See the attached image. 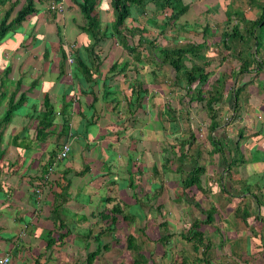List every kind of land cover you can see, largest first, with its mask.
Listing matches in <instances>:
<instances>
[{
  "label": "crops",
  "instance_id": "crops-1",
  "mask_svg": "<svg viewBox=\"0 0 264 264\" xmlns=\"http://www.w3.org/2000/svg\"><path fill=\"white\" fill-rule=\"evenodd\" d=\"M182 1L188 7L186 14L191 11L201 13L202 9H210V5L205 6L202 0ZM213 1L215 2L211 6H214V15H218V11H221L229 3V0L226 3L224 0ZM36 2L35 12L29 14L18 26L7 31L0 38V118L10 98L13 103L20 101L17 102V107L13 110L9 120L5 124L0 123V256L8 253L10 258L8 264H71L70 259L75 257L77 252L94 249V241L86 242L84 235L96 233L94 228L96 218L101 217L99 212L103 208L106 209L107 202L114 200L129 203L146 202L148 208L150 203L155 202V197L159 193L157 187L160 179L156 171L159 169L160 159L157 147L161 136V111L157 96L153 99L155 104L152 103V100H148V97L152 99L154 95H150L149 86H146L148 89L146 91V87L138 79L137 69L139 67L136 66H140L142 69L144 55L150 58L151 63L155 60V64L160 65L156 56L157 47L160 46L158 38L167 36L166 40H171L175 29L172 24L168 23L165 25L168 29L166 32L164 30L158 32L157 37H155L156 35L145 36L142 25L148 24L147 28L156 27L157 30H161L164 27L163 20H154V23L150 21L156 12L155 7L145 10L143 16L142 13L136 12L134 6L133 10L136 14L125 20V25L131 26L136 31V33L127 35V38H132L135 41H133V45L130 43L134 50L128 52L119 41L112 45L111 38L101 41L94 47V52L98 55L105 51L106 56L99 62L97 69L91 72L93 82H87L79 69L75 70L72 63H68V65L65 59L60 58L62 51L66 56V46L69 44H72L73 50H75V48L85 47L93 42V35L79 29V26L83 25V19L75 0L56 1L62 4V11L55 13L46 9L47 1L38 0ZM256 2L259 3L261 0ZM22 3L23 0H10L1 3L0 19L10 10L7 15V21H9ZM251 6L255 7L252 2ZM92 14L97 21V29L100 33L103 29H100L98 25L104 28L106 23L113 20L108 0H103V4H98ZM255 17L241 18L243 19L241 22ZM194 20L186 19L185 24H192ZM202 25L205 26L204 22ZM137 31L140 33L138 34ZM221 32H218L217 35L219 41ZM200 34L203 36L209 33L208 30L203 32L201 29ZM213 37L216 38L215 35ZM150 40L152 43L147 44ZM203 41L204 44L198 50L199 53L190 55L189 58L194 55L201 56L204 61L198 66H203L206 70L205 68L211 64V59H205L209 56L205 55L204 51L209 47L207 41L202 38L201 42ZM219 41L217 39L214 42ZM233 41L236 42L238 39ZM195 43H199V41H195ZM219 46H224V49L228 48V45L227 47L223 44ZM124 54L131 57V61L126 62L127 58ZM81 55L84 56L85 53L82 51ZM109 56L111 61L107 63L105 60ZM186 56L188 57V55ZM221 56L226 55L223 53ZM133 57L136 58L135 61ZM114 62L116 67L112 70L109 69V66ZM121 67L123 68L121 69ZM238 67L239 62L229 70L231 74L235 69L238 70ZM147 70L152 75L155 72L153 66ZM127 72H134V77H131V80H126ZM246 72H251L253 77L255 75L260 77L261 74H264V65L259 71H256L255 64H250L242 74ZM171 77L174 81V70ZM134 83H137V88L139 87L140 91H137V88L133 86ZM147 83L151 84V81L147 80ZM173 83L178 86L175 81ZM218 83L220 82L218 81ZM246 83L241 82L237 86L233 83L231 86L233 89L238 88V92H241ZM212 84H210L209 90L203 94L211 97L217 91L216 93L221 95V100L227 101L230 89H227L224 84L211 87ZM254 84L252 82L248 84L250 90L245 89L238 99H234L231 90L233 115L229 116L228 121L223 120L222 118L227 112L222 106V110H219L215 116L213 130L209 129L211 122L209 113L200 114L201 121L205 120V114L208 118L205 125L210 131V135L207 133V138H215L217 144L215 146L209 142L210 149L205 150L210 156L206 160L208 164L198 163L195 158L190 157L189 161H185L183 168L184 171H189L197 166L203 167L204 171L200 177L201 184L205 183L207 177L210 178L209 176H212L211 179H214L217 188V179L224 178L228 183L230 181L227 180H231V189H226L222 183L219 187L233 197L245 198L244 203H249V206H243L241 212L251 211L254 216L256 207V212L258 211L261 216L256 214L262 217L264 214L261 205L264 201V89ZM125 88L130 89V95ZM210 88L214 92H209ZM184 96L188 97L185 94ZM144 97L147 100H142ZM189 97L188 100L191 102V95ZM45 98H48V102L52 105L53 115L51 114V118L53 122L51 127H46L41 132L47 134L45 138L37 139L36 121L40 115L38 116L34 111L40 113ZM122 99L127 109L126 114L118 108L122 104ZM184 106V109L187 110L186 103ZM62 111H66L65 115L61 114ZM71 112L72 114H70ZM64 117H68V122H73L72 128L70 127V135L73 138H67V129L65 130L62 123ZM244 121L246 122L243 123ZM255 125L258 128H255ZM241 127L251 131L244 130L242 134ZM172 128L173 130H170L172 135H180V131L175 128V125ZM235 134L238 140H234ZM190 135H188V139L192 136ZM254 136L257 137L255 141H253ZM67 139L71 141L68 152L63 159L56 160L54 166V177H58L59 183L54 187V190L56 193L62 190L63 197L56 198L59 206L55 207L56 215L53 220L51 211L56 205L54 196L47 194L45 198L44 189L46 186L44 184H40L42 200L37 201L33 191L44 166L50 162L49 155L56 153L59 145ZM236 143L238 146L235 145ZM119 145H123L135 154L138 150V155L141 157L145 151L150 150L151 152L150 162L142 160L139 164L138 159L135 160V177L142 178L147 174L148 181L146 183L148 186L141 187L143 183H140L139 179H137L138 182L136 181L137 184H134L133 174L130 170L124 179L125 188L138 187L137 191L140 195L132 193L136 199L131 198L132 194H127L130 200L133 199L132 201L127 200L126 195L121 197L118 195L119 188L117 180L114 179L115 172L108 170L110 166L116 169L120 165L128 166L131 162L130 156H126L125 161H121L119 153L114 160L112 159V153L118 152L115 148ZM190 146L191 149L194 148V145L187 146L184 143V149H189ZM211 147L217 149L214 151ZM230 159L233 160V164L227 167ZM215 167L216 170L213 169ZM111 176L112 179H109ZM244 185L248 186V191L243 190ZM253 194L261 200L259 204H256L254 198L251 200L250 196L252 197ZM105 197H109L110 201L104 200ZM89 219L92 220L91 229ZM259 230L262 231V234L255 241L251 240L255 246H257V242H261L260 239L264 240V228ZM65 232V236L59 241V235ZM247 232L249 233L248 229L241 230L239 234L235 233L228 240L234 243H241L242 240L246 251L251 243ZM80 235L83 236L82 239L79 238ZM49 236L52 237L53 242L47 245L46 240L49 239Z\"/></svg>",
  "mask_w": 264,
  "mask_h": 264
},
{
  "label": "rangeland",
  "instance_id": "rangeland-1",
  "mask_svg": "<svg viewBox=\"0 0 264 264\" xmlns=\"http://www.w3.org/2000/svg\"><path fill=\"white\" fill-rule=\"evenodd\" d=\"M249 1L229 0V3L225 5L223 9H221V11H218V15H214L213 14L214 10L212 9L214 8V6L211 5L215 1L205 0L204 3V0H202L205 6L210 5V9L207 10L202 9L201 13L199 11L188 12L184 16V18L188 20L195 19L188 28H176L173 31L174 34L171 40H166L167 36L163 38L162 36H160L159 37L160 40L158 38L159 41L158 44L160 46H169V47L174 45H183L189 42L195 43V41L201 42L202 38L205 39V41H207L209 48L206 51H204V54L211 57V58L209 57L205 58L206 60L211 59V64L205 69L206 71H211V73L208 76L209 84H206L204 86L205 88L202 91V93L203 92L205 93L207 90H209V86L212 83L213 84L211 85V87L213 85L215 86V85L224 84L227 89H230V91L228 92L229 98L228 97L226 98L228 99L227 101L223 102V100L220 99L217 101V103L214 104L211 103V106H213L216 112L222 110V106H224V109L226 110L227 113L224 117L226 119L224 118L222 119L225 121H228L229 116L233 115V111L231 110L232 109L231 90L233 89V86H231V84L233 85L234 83L235 86H237L241 84V82H247L244 85V89L241 92L237 91L238 92L237 99L242 96V93L244 92L245 89L248 91L250 90L249 88L250 86H248V84H251V82L253 84L254 83L262 84L260 86L256 84L254 85L260 87L261 89H264L263 87L264 74H261L260 77L257 75L253 77L251 72H246L242 74V73H238V70L235 69L234 71L235 74L234 73L231 74V72L229 71L231 68H234L235 65L238 64V61H235L234 57H232L230 54L233 52V46L235 47L234 50L239 48L242 49L243 51L242 55H246L248 59H250V63L256 64V67L260 60H264V26L256 27V29L253 31V35L256 36L259 46V48H257V53L255 55L252 52L254 39L251 37H245L244 40L240 42L238 41L234 42L233 40L231 41L228 40L226 42L229 48L228 53L226 52V49H224V46H222L221 42L219 41V38H217L218 32H221L224 29L229 30V28L234 24L235 21L236 23H239V31H242L244 25L243 22H241L243 20L241 18H247V17L252 18L259 13V5L261 2L257 4L256 1L258 0H252L251 2L255 5V7H252ZM226 2L228 1L224 0V3ZM151 4L152 2L144 3L145 5L144 9L150 10L152 7H155V5H151ZM45 5L46 7L47 5L49 7V1H47ZM46 9L48 10V8ZM61 11H62V4L60 10L56 12H61ZM222 12L228 14V17L225 14H222ZM142 15L144 16V14ZM163 17L164 14L162 10L156 11L153 15V18L150 21L152 23H154V20L162 21ZM143 18L145 19V17ZM220 20L221 22L219 23ZM202 21L204 22V25L206 27L205 31L208 30L209 33L203 36L200 34L203 26ZM226 21L227 23L224 25ZM147 26L148 24L142 25V28H144L143 34L148 37H151L152 35H156L155 37H157L158 36L157 34H159L160 31L164 30L166 32L168 30L167 26H164L161 30L160 29L157 30L156 27L147 28ZM98 27L100 29H103V26L98 25ZM131 28H132L131 26H126V28H122V29H124V31L129 29L132 30L131 34H133V32L136 33V31L133 30V28L132 29ZM127 32L128 31H126L125 33L127 34ZM137 33L139 34L140 32L137 31ZM214 35L216 36V38L213 37ZM217 39L219 42L217 43L214 42ZM133 41L134 40L132 38H127V43L129 45L130 43L133 45V43L135 42ZM151 43L152 40L147 42V44H151ZM219 45H221L223 48L220 47ZM249 46H250V52L247 51V47L249 48ZM123 52L125 51L123 50ZM223 53H225L226 56H221ZM124 56L125 58H127L126 62L131 61V57H129L127 54H124ZM189 56H190L189 54L188 57L185 56V60L183 62L186 67L192 64L198 66L201 65L204 61V59L199 55H194V57L192 58H189ZM64 59L65 62L68 64L66 57ZM105 61L107 63H110L111 57L110 56L106 57ZM155 63L156 61H153L151 63L150 58L144 55V63L142 69L140 68V66H136V67H139L137 69L138 71L137 76H139L138 79L143 83L145 87L149 86L150 90H148L146 87L145 88L146 91L148 90V92H150V95H154L152 99L148 97V100L149 99L152 100V103L154 104L155 102H153V99L155 96H157L159 100V107L161 111V118H160L161 136H160L159 145L157 147L159 150L158 154L160 158L158 163L159 169L156 171L160 179L159 186L157 187L159 193L155 197L156 198L155 202L150 203L148 208L146 202L145 203L134 202L128 205L127 210H129L130 213L132 212V214L135 215L134 222L129 224L123 220L118 219L114 230L112 231L105 230V232L102 233L101 240L102 243L106 245V249L100 251L94 263L95 264H131L132 254L131 252L126 250L124 246V236L127 233H133L136 237L137 243L141 246L142 252L145 253L146 256H148L149 258L147 264H182L181 263L182 257L185 259V262L183 264H264V256L260 252L261 248L259 243L257 242L256 243L257 246H255V244L252 242L255 241L258 238V236L262 234V231L259 229L264 228V223H262V220L258 218V215L256 213H258L260 216L261 214L258 211L256 212V207H255L254 208L255 217L253 216V213H251L250 211L247 213V216L245 217V221L242 219L241 208L245 205L249 206V203H244L245 198L243 199L242 197L240 198L238 196L233 197L229 195L221 187H219L222 183L226 189L228 190L231 189L232 186L231 180L228 179L227 181H230V183H228L225 181L224 178H220L222 180L217 179L218 180L217 181L218 188H217V185L214 183V179H211L212 176H209L210 178L207 177L205 183H202V192L199 189H196L195 187H191L189 190L184 189L182 187L181 182L185 175L183 168L185 161L187 160L189 161V158L193 157L196 159V162L198 161V163L200 162L206 165L208 164L206 160L210 158V156L207 155V153L205 152V150L210 149L209 142H212L211 137L207 138L206 136L207 133L210 135V131L207 130L205 125V122H208L207 115L205 114L204 121L200 120V114L202 113L204 114L205 112H207V110L204 107L203 101H196L194 99L191 102H189L188 97L190 95H192V97L196 96L195 90L194 89L188 90L183 83H182L183 86L182 84L178 86L175 85L171 77L173 74V69H171L169 65L167 64L156 65ZM73 64H75V60L72 62L71 65ZM152 66L155 68V72L153 75L151 74L150 71L148 72L147 70ZM127 76L128 77H126V80H131L134 77V72H127ZM147 80L151 81V84H148ZM216 80H218L220 83H218V81ZM133 86L137 88V83L136 84L134 83ZM194 87L195 86H193L192 88ZM125 90L130 95V89L125 88ZM137 91H140L139 87L137 88ZM211 91L214 92L210 88L209 92ZM184 94L188 97L186 98ZM203 95L204 97H208L205 94ZM145 99L146 98L144 97L142 100ZM185 103L187 104L186 106L187 110L184 109ZM118 108L119 110L123 111L125 114L127 113L126 112L127 109L126 106L124 105L123 99L121 106H119ZM68 110L70 111V108H68ZM70 114H72V112ZM245 122L246 121H244L243 123ZM72 124L73 122L71 123L69 121L68 128H65V130L67 129L66 131L67 136L68 134H70ZM173 125H175V128L178 131H180V135L178 134L172 135V133H170V130H173L172 128ZM255 128H258V126L255 125ZM244 130H246V132L251 131L246 128L244 129V127H241L240 132L243 134ZM190 134L192 135L190 142L192 145H194V148L191 149L190 146V148L187 151L188 154L187 153L185 154L187 156L181 157L180 153L183 152L182 149H184V143H186L187 140H189L188 135ZM256 139L257 137L254 136L253 141H255ZM234 140H238L237 136L235 137ZM211 148L214 151L217 149L216 147L214 148L211 147ZM115 149L118 150V152L114 154L112 153L113 160L119 153L121 155L120 156L121 161H125L126 156L127 157L130 156L131 162L129 163L128 166L120 165L116 169H113V167L110 166L108 167V170H110L111 172H115L114 179H116L118 182V188H119L117 191L118 195L120 197L126 195L127 200L132 201L133 199L130 200L129 197H127V194L135 193L137 195H140V193H138L137 191L138 187L137 186L131 187L129 189L125 188L124 179L127 177L128 170H130V172H132L133 174V178H132L133 183L137 184L138 182L137 179H139L140 183H143V186L141 187L146 188L148 186V184L146 183L148 181L147 180L148 175L145 174L142 178L135 177L136 175L135 160L138 159L139 164H141L142 160L143 161L145 160V162H150L151 152L150 150L148 152L145 151L144 155L141 157V155L140 156L138 155V150H137V154H135L130 150L126 149L123 145H119ZM130 152L133 154H131ZM154 160H156V158H154ZM115 161L117 162V159H115ZM213 169L216 170V167ZM214 174L213 177H215ZM41 175L42 177L44 176L43 174H40L39 177ZM109 179H112V176ZM107 191L109 193V190ZM131 198L136 199V196L134 195V197ZM250 198L251 200L253 199V197L251 196ZM112 202H107L106 209L110 207ZM211 204H213L214 207L216 208V211L213 214V218L210 222L207 223L201 222L199 228V230L204 234L203 241L206 242L208 240L211 243V246L208 250L209 262L204 263L200 259L202 258V254H201L202 247L199 248L197 251H193V249L191 248V243L183 239L180 233L182 232V234H186L190 223L194 219L203 220L205 215L202 213V210L203 211L207 210ZM263 215L262 217H264ZM77 221L79 222V220ZM89 221H90V229H91L92 220L89 219ZM106 224L107 222L103 221L101 217H97L94 224L95 232L99 231L101 228L106 226ZM244 229L249 230V233L247 232V235L250 237L249 240L250 241L252 240L251 243L249 244V248L246 251L244 250L243 247L244 244L242 240L241 243L239 242L234 243L228 240V238L231 239L235 233L239 234V232ZM230 230L235 232L233 233ZM79 238L82 239L83 236L80 235ZM85 253L86 250L85 251L81 250L77 252L75 257H72L70 259V263L82 264V262H84Z\"/></svg>",
  "mask_w": 264,
  "mask_h": 264
},
{
  "label": "trees",
  "instance_id": "trees-1",
  "mask_svg": "<svg viewBox=\"0 0 264 264\" xmlns=\"http://www.w3.org/2000/svg\"><path fill=\"white\" fill-rule=\"evenodd\" d=\"M6 1L10 0H0V4L4 3ZM38 0H23V3L21 4L20 8L15 12L14 16L7 21V15L9 14L10 10H8L0 19V38L9 30H13L16 26H18L29 14L35 12L36 8L35 5L37 4ZM44 1H61V0H44ZM249 1V0H248ZM252 0L249 1L251 3ZM17 2V1H13ZM80 15L83 19V25L79 26V29L84 31L85 33H89L93 35V42L90 44H87L85 47L81 48H75V50H72V57L73 61L75 60V64H73L75 70H80L81 73L83 74V77L85 78V81L87 82H93L92 74L91 72L99 66V62L103 60L106 56V52L103 51L101 54L99 53L98 55L95 54L94 52V47L98 45L101 41L105 39H110L112 40L111 44L114 45L116 42H121L122 47L126 49L128 52H131L134 50V47H131L127 43V35H131L132 30H125L122 28H126L125 25V20L128 17H133L134 14H136L133 10V7L135 6L136 12L138 14H144L145 12V5L144 3L147 2H152L153 5H155V11H163L164 17H163V24L164 26L166 24H172L174 26V29L176 28H188L190 24H185L186 19L184 16L186 15V11L188 7L183 3L182 0H108L111 13L113 16V20L109 23H106L105 27L103 28L102 33L99 32L97 29V21L93 18L92 12L95 10V7L98 4H103V0H75ZM47 3V2H46ZM258 4V3H257ZM139 7V8H138ZM48 10L51 13H55L56 10H50L48 5H47ZM214 10V8H213ZM225 15L228 17V14L225 13ZM227 20V19H225ZM227 23V21L224 23V25ZM243 29L242 31H239V24L234 23L229 30L224 29L220 33V42L221 44L225 45L227 47V41L228 40H234L238 39V41L244 40L245 37H251L253 38V47H252V52L255 55L257 53V48L258 46V41L256 39V36L253 35V31L256 29V27L259 26H264V0H261V3L259 5V13L258 16H256L253 19L250 20H244L243 21ZM206 29L205 26H203L202 31L204 32ZM126 31L127 34L125 33ZM243 32V34H242ZM126 36V37H125ZM123 39V41H122ZM251 42V41H250ZM59 44H61V41H59ZM203 42L199 43H192L188 44L185 43L183 45H174V46H159L157 47V58L159 59L160 64H167L169 65L173 70H174V81L178 83V85H181L182 83L186 86L188 90L194 89L195 90V97H192V100L196 101H203L204 106L207 110V113H209V121L210 126L209 129L210 131L213 130L214 124H215V116L217 115V112L214 110L213 106H211V103H215L216 101L221 99V95L218 93H215L211 97H204L202 91L204 90V86L206 84H209L208 82V76L210 75L211 71H206L204 70L203 66H197V65H190L186 67L184 65V60L186 55H193V54H198V50L201 48ZM252 45V43H251ZM84 46V45H83ZM84 52L85 55L82 56L81 52ZM229 48H226V52L228 53ZM247 51L250 52V46L249 48L247 47ZM243 51L242 49H233V52L230 53L232 57H234L235 61L239 62V67H238V73H243L245 70L248 69V65H250V59L246 55H242ZM66 56L64 54V51L61 52V59H64ZM187 58V57H186ZM254 59V58H253ZM133 60L135 61L136 58L133 57ZM155 61V60H154ZM63 65V64H61ZM264 65V60H260L258 62V65L256 67V71H259L260 68ZM256 66V64H255ZM116 67V63H112L109 66V69H114ZM123 67H121L122 69ZM235 74V72H234ZM173 81V82H174ZM182 84V86H183ZM195 86L194 88H192ZM185 88V87H184ZM135 91V89H133ZM233 91V97L234 99L237 98V91L238 88L232 89ZM144 92V91H142ZM201 92V93H200ZM12 98L8 101L7 107L4 110L2 117L0 118V123L5 124L10 116L13 113V110L16 109V103H13ZM19 100V99H18ZM66 108V106H64ZM36 114L40 118L37 119L36 121V137L37 139H44L45 136L47 135L42 134L41 132L43 129L46 127H51L52 126V118L51 114L53 113L52 110V105L48 102V98L44 99V104L42 106V109H40V113L35 110ZM66 111H62L61 114L65 115ZM53 115V114H52ZM63 126L64 128H68V117H64ZM191 136V135H190ZM192 138L189 137V140L186 142L187 146L191 144L190 139ZM212 144L216 146L217 141L215 138L211 137ZM183 143V141H182ZM236 146L237 143L235 144ZM62 146L59 145V149ZM58 149V150H59ZM188 149V148H187ZM184 149L183 152L180 153L181 157H185L186 153L188 150ZM58 150L56 152H58ZM56 153L50 154V162L46 166H44L42 175L38 177V182L35 184L34 191L35 192V197L38 199L37 201L42 200V195L38 197V193L40 194V184H44L46 188L44 189L45 192V198L46 195L49 194L50 196H54V200L56 205L53 206L52 208V217L54 220V216L56 215V209L55 207H58V199L62 198V190L60 192L56 193L54 190V187L59 184L58 183V177H54V166L52 170H50V173L47 174V166L53 162L55 159ZM63 159V158H62ZM231 164H233V160L230 159V162L228 163L227 167H230ZM203 167L197 166L194 167L193 169L189 171H184L185 175L184 178L182 179V187L184 189H190L191 187H195L196 189H199L202 192V184H201V174L204 171L202 169ZM39 188V189H37ZM61 189V188H60ZM248 186H243L244 191H248ZM38 190V191H37ZM46 190V191H45ZM42 192V191H41ZM134 197V195L132 196ZM148 197V196H147ZM252 197L255 199L254 201L256 204L260 203V199L258 196L255 194L252 195ZM40 198V199H39ZM35 199V200H36ZM109 197H105L104 200H108ZM147 199V198H146ZM110 201V200H108ZM139 203V201H138ZM130 203L125 202V201H113L110 207L107 209L103 208L99 212L101 215V218L107 222L106 226L101 228L99 231H97L95 234L87 233L84 235V238L86 239V242L89 240H93L95 243V247L92 250L86 251L85 256H84V264H95L94 261L97 258V255L100 253L101 250L106 249V245L102 243L101 240V235L102 233L106 231H112L115 228L116 222L118 219L125 221L126 223H132L135 220V215L130 213L129 210H127V207ZM262 208L264 211V201L262 202ZM196 206V205H195ZM216 208L214 207L213 204L210 205V207L203 211L202 213L205 215L204 219L199 220V219H194L190 225L189 228L187 229L186 234L180 233L181 237L185 239L186 241L191 243V248L193 251H197L199 248L202 247L201 254L202 258H200L204 263H208V250L211 246L210 241H203V232L199 230L201 222H210L213 218V214L215 213ZM119 216V217H118ZM242 219L245 221V217L247 216L246 211L242 212ZM264 216V215H263ZM259 219L262 220V223H264V217L258 216ZM164 224V223H163ZM65 233H61L58 237V240L60 241L63 236H65ZM115 238V237H113ZM162 238V237H160ZM261 242L259 243L260 248H261V254L264 256V240L260 239ZM53 242L52 237L49 236V239L46 240V244L50 245ZM124 246L126 250L131 252L132 254V260L131 264H147L149 258L146 256L145 253L142 252L141 246L137 243L136 237L133 233H127L124 236ZM185 262V259L182 257L181 263L183 264Z\"/></svg>",
  "mask_w": 264,
  "mask_h": 264
},
{
  "label": "built area",
  "instance_id": "built-area-1",
  "mask_svg": "<svg viewBox=\"0 0 264 264\" xmlns=\"http://www.w3.org/2000/svg\"><path fill=\"white\" fill-rule=\"evenodd\" d=\"M49 8L51 10L59 11L60 8H61V4L58 3V2H54V1H49ZM72 50H73V45L72 44H69V45L66 46V60H67L68 63H72L73 62ZM70 134H68L67 138H73L72 135H70ZM70 142L71 141H69V139H67L66 141H64L62 143V146L60 147L58 152H56L55 159L53 160V162H51L47 166V174L50 173V170H52L56 160H60V159H62V158H64L66 156V154L68 152V149H69ZM37 189H39V188H37ZM39 196H40V194H39ZM9 260H10V258H9V254L8 253H5L4 255L0 256V264H8Z\"/></svg>",
  "mask_w": 264,
  "mask_h": 264
}]
</instances>
